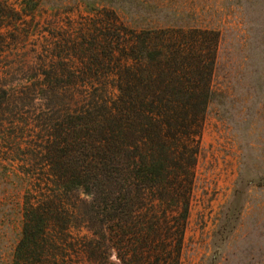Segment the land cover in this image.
<instances>
[{
  "label": "trees",
  "instance_id": "obj_1",
  "mask_svg": "<svg viewBox=\"0 0 264 264\" xmlns=\"http://www.w3.org/2000/svg\"><path fill=\"white\" fill-rule=\"evenodd\" d=\"M99 18L74 45L83 71L59 59L25 89L30 154L0 152L27 186L14 264H180L218 36Z\"/></svg>",
  "mask_w": 264,
  "mask_h": 264
},
{
  "label": "rangeland",
  "instance_id": "obj_2",
  "mask_svg": "<svg viewBox=\"0 0 264 264\" xmlns=\"http://www.w3.org/2000/svg\"><path fill=\"white\" fill-rule=\"evenodd\" d=\"M113 14L136 30L217 34L214 97L180 264H264V0H0V97H8L0 107V152H9L4 141L11 137L16 146L9 149L30 154L42 108L25 89L59 59L65 72L83 71L74 45ZM26 188L17 168L0 161V264H14ZM236 189L242 197L232 215Z\"/></svg>",
  "mask_w": 264,
  "mask_h": 264
}]
</instances>
